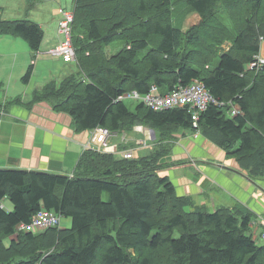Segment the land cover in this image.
Masks as SVG:
<instances>
[{
  "label": "trees",
  "instance_id": "1",
  "mask_svg": "<svg viewBox=\"0 0 264 264\" xmlns=\"http://www.w3.org/2000/svg\"><path fill=\"white\" fill-rule=\"evenodd\" d=\"M172 3L74 0L73 46L85 81H51L32 99L70 114L78 131L102 126L116 133L135 124L162 140L172 129L208 128L250 176L264 175V64L250 67L264 40V0H186L199 17L188 30L175 23ZM0 34L37 51L43 31L26 19L0 18ZM118 40L123 47L104 54L102 46ZM194 79L223 103H210L197 127L185 107L155 111L137 101L132 110L115 101L124 92L143 95L156 85L167 93ZM232 105L238 114H230ZM161 156L87 149L82 175L0 169V264H264V238L252 236L248 212L187 210L189 201L158 174ZM41 209L70 225L18 229Z\"/></svg>",
  "mask_w": 264,
  "mask_h": 264
},
{
  "label": "crops",
  "instance_id": "2",
  "mask_svg": "<svg viewBox=\"0 0 264 264\" xmlns=\"http://www.w3.org/2000/svg\"><path fill=\"white\" fill-rule=\"evenodd\" d=\"M41 1L34 0L32 7ZM71 1L70 9L74 11V0ZM58 10L46 15L41 23L22 18L36 23L43 31L37 51H32L19 36L0 34V169L82 175L86 174L85 167L79 164L83 152L100 151L90 146L95 128L78 131L70 114L54 109L49 100L32 99L35 91L42 90L51 81L59 84L69 77L85 81L77 58L76 62H66L51 52L61 39ZM15 11L17 14H12L9 7L0 6V18L22 20L16 16L21 9L15 7ZM258 56L264 57V40ZM30 67V76L24 80ZM138 126L141 128L136 129L134 125L128 131L113 132L109 142L118 152H100L114 153L118 157L127 150H132V157L163 152L159 162L164 167L158 174L169 177L176 195L189 201L187 210L198 206L207 211L229 208L239 213L248 212L250 232L261 240L264 175L250 176L235 157L228 155L218 141L210 137L211 129H172L161 144L156 145L153 141L157 138L156 131ZM6 199L3 206L11 210L12 204H5Z\"/></svg>",
  "mask_w": 264,
  "mask_h": 264
},
{
  "label": "built area",
  "instance_id": "3",
  "mask_svg": "<svg viewBox=\"0 0 264 264\" xmlns=\"http://www.w3.org/2000/svg\"><path fill=\"white\" fill-rule=\"evenodd\" d=\"M59 19L57 23L58 33L61 36L60 43L51 52L60 55L66 62H76V52L73 46L72 26L74 23V11L72 9L59 8ZM264 64V57L255 56L250 67H257ZM132 99L140 101L148 108L161 111L169 108L185 107L191 115L193 127H197L200 113L204 111L210 103L222 106L223 103L217 101L198 80L187 85H178L167 93H160L157 87L152 86L146 94H139L136 91L124 92L117 96L115 101ZM240 112L237 105H232L231 115ZM140 128L139 126L135 127ZM113 132L108 128L99 126L93 130L92 142L90 146L104 152H118L116 146H112L109 138ZM125 158H131L132 150L122 152ZM60 216L52 211L41 209L33 217L29 224H20L18 229L26 231L43 230L48 227L58 226ZM264 238V233L262 234Z\"/></svg>",
  "mask_w": 264,
  "mask_h": 264
},
{
  "label": "rangeland",
  "instance_id": "4",
  "mask_svg": "<svg viewBox=\"0 0 264 264\" xmlns=\"http://www.w3.org/2000/svg\"><path fill=\"white\" fill-rule=\"evenodd\" d=\"M71 0H42L37 5L35 4L33 7L30 6V0H0V6L4 8H8L12 14H17V11H15V7H18L21 9L19 11V14L16 15L18 19L22 18H29L32 21L40 22L46 17V15L51 14L53 12H56L58 8L62 5L65 7V9L71 8ZM172 17H174V21L176 24L180 23V26L182 30H188L196 22H198L199 17L196 12H193L186 4V0H173L172 3V9H171ZM124 45V42L122 40L115 41L111 43L108 46H102V51L106 55L115 54L118 52ZM145 52V50H144ZM125 104L130 108L134 109V105L136 103L135 100L131 99H125ZM135 125V124H134ZM138 126V125H135ZM156 145L161 144L160 139H153ZM161 152V151H160ZM163 154V152H161ZM103 199L107 200L108 195L107 193L103 194ZM5 204L11 206V203L8 199L5 200ZM70 221L61 218L59 226H69ZM40 230H35L34 232H37Z\"/></svg>",
  "mask_w": 264,
  "mask_h": 264
},
{
  "label": "bare ground",
  "instance_id": "5",
  "mask_svg": "<svg viewBox=\"0 0 264 264\" xmlns=\"http://www.w3.org/2000/svg\"><path fill=\"white\" fill-rule=\"evenodd\" d=\"M160 92V91H159ZM163 94V93H162ZM141 128V127H140Z\"/></svg>",
  "mask_w": 264,
  "mask_h": 264
}]
</instances>
